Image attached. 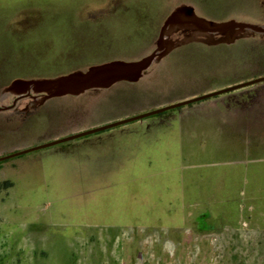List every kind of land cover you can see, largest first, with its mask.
Here are the masks:
<instances>
[{"label":"rangeland","instance_id":"obj_1","mask_svg":"<svg viewBox=\"0 0 264 264\" xmlns=\"http://www.w3.org/2000/svg\"><path fill=\"white\" fill-rule=\"evenodd\" d=\"M169 20L139 83L36 110L45 80L141 60ZM242 25L264 30V0H0V107L41 95L0 112V158L263 77L264 31ZM125 126L109 149L0 162V264H264V82Z\"/></svg>","mask_w":264,"mask_h":264},{"label":"water","instance_id":"obj_2","mask_svg":"<svg viewBox=\"0 0 264 264\" xmlns=\"http://www.w3.org/2000/svg\"><path fill=\"white\" fill-rule=\"evenodd\" d=\"M171 23L173 22L169 20L162 27L160 31V35H159V43L157 45V48L153 52H151V54L144 57L143 59L135 61V62H128V63L120 62V61L106 63V64H102L98 66H92L85 74H82V75L70 74V75L58 77L52 80H45L44 83L55 91V92H52L46 95L45 98L59 97V96H64V95H79L87 90L101 88V87H108L117 82L137 81L138 78H140L142 72L148 69L149 66L152 64V62L156 60V58H158L160 56V53L163 51L164 45H165V39H164L165 32L167 30V27ZM229 26L231 25L226 24L220 27L219 30L227 29L229 28ZM240 27L241 28H251L259 32L264 31L260 27H252L250 25H242ZM262 82H264V77L256 78L249 82H245L237 86L228 87V88L219 90L214 93H210V94L200 96V97H197V98L185 101V102H181V103H178L172 106H168V107L150 112L148 114L122 120L120 122H116V123H113V124H110V125H107L101 128L89 130V131H86L80 134L62 138V139H59V140H56V141H53V142H50V143H47V144H44L38 147H34V148H31V149H28V150H25V151H22V152H19V153H16V154L4 157V158H0V162L3 160L9 159L11 157L20 156V155H23V154H26L32 151H36L39 149H43V148L51 147V146L58 145L61 143H65L68 141H72V140H75V139H78V138H81V137H84V136H87L93 133L104 131V130L117 127L120 125H124L130 122H133V121L141 120L143 118L156 115L159 113H163L171 109H175V108L182 107V106L192 104L195 102L203 101L205 99H209V98L221 95V94L236 91V90H239V89L251 86V85L262 83ZM20 84H23V86L27 88V85L31 84V82H28L25 84L21 82H15L12 84L11 87L15 88V86H19Z\"/></svg>","mask_w":264,"mask_h":264},{"label":"crops","instance_id":"obj_3","mask_svg":"<svg viewBox=\"0 0 264 264\" xmlns=\"http://www.w3.org/2000/svg\"><path fill=\"white\" fill-rule=\"evenodd\" d=\"M139 82H140V80H138V82H136V83H139ZM118 83H120V82H118ZM111 89L112 88H110V90ZM88 91H91V89L87 90V91H85L83 93H86ZM96 96H94L93 99H96L97 98ZM48 99L49 98H45L44 102L42 104H40V106L36 110H38L39 108H42L43 105H45V103H46V101ZM207 105H208V107H210V103H208ZM34 112H35V110H29V111L27 110V111L18 112V113L16 112V115H18V117H15V120L17 119L18 123L16 122V125H14L13 130L15 131V130L19 129L28 119H30L34 115ZM190 115L191 114H189V116ZM175 118L180 120L181 117H175ZM177 119H174V120H177ZM127 124L120 125V126H117V127H113V128H110V129H107V130H104V131H100V132H97V133H94V134H90V135H93L92 138H89L86 141L85 140H80V141L77 142V145L79 147L77 150L80 151V152L81 151L82 152L85 151L84 153L88 155V151H91V150L97 152L98 150L105 149L106 147H108L106 149H109V147L112 145V141L116 140L117 136H119V138L120 137L124 138V137L127 136V134H129V133L133 134L134 133L135 129L134 128H128L127 126H125ZM136 129L139 130V128H136ZM171 130L174 131V132H177L178 128H175V127L172 128L171 126H169V127L165 126L162 129V131L169 132V133H171ZM179 131H180V129H179ZM73 134H75L73 131L70 132V133H66V134L65 133L50 134V135L43 134V135H40V138L37 141L40 142L41 144H47L48 142H53V141L59 140V138H62L63 136H67V135L68 136H72ZM52 147L53 146L47 147V148H43V149H47V150H44V151L39 153V155H38L40 157L39 159L43 158V156H46L48 153H51V152H53L54 154L55 153L59 154V155L61 153L65 152L61 148H53L54 149L53 150ZM39 150H41V149H39ZM36 151H38V150H36Z\"/></svg>","mask_w":264,"mask_h":264},{"label":"flooded vegetation","instance_id":"obj_4","mask_svg":"<svg viewBox=\"0 0 264 264\" xmlns=\"http://www.w3.org/2000/svg\"><path fill=\"white\" fill-rule=\"evenodd\" d=\"M264 77V76H263ZM256 79V78H255ZM259 84V83H258ZM249 87V86H248ZM245 88H247V87H245ZM245 88H242V89H245ZM242 89H239V90H242ZM239 90H236V91H239ZM233 92H235V91H232V92H229V93H233ZM228 93V94H229ZM226 94V93H225ZM222 95V94H221ZM38 97H41V95H39V96H34V95H31V94H22V95H18V96H16V97H14L13 98V100H12V103H11V105H9V106H7V107H0V112H3V111H10L11 109H13L14 107H15V105L20 101V100H22V99H25V98H34V99H37ZM210 99V98H209ZM205 100H207V99H205ZM204 101V100H203ZM199 102H201V101H199ZM195 103H197V102H195ZM193 104V103H192ZM188 105H190V104H188ZM179 108V107H178ZM161 114H164V112L163 113H159V114H156V115H161ZM153 116V115H152ZM150 117V116H149ZM146 118H148V117H146ZM144 119V118H143ZM134 122V121H133ZM94 134V133H93ZM73 136V135H72ZM85 137V136H84ZM83 137H81V138H78V139H82ZM78 139H75V140H72V141H68V142H65V143H69V144H66L67 146H62L61 147V149L62 150H64V151H66V150H77L79 147H78V145H77V142H74V141H76V140H78ZM62 144V143H61ZM59 145V144H58Z\"/></svg>","mask_w":264,"mask_h":264},{"label":"trees","instance_id":"obj_5","mask_svg":"<svg viewBox=\"0 0 264 264\" xmlns=\"http://www.w3.org/2000/svg\"><path fill=\"white\" fill-rule=\"evenodd\" d=\"M144 9V8H143ZM141 12V10L139 11V13ZM139 13H138V15H139ZM118 27H119V29H124V27H120L119 25H118ZM126 29V28H125ZM91 41V40H90ZM11 187V184L9 183V182H3V183H0V189H8V188H10Z\"/></svg>","mask_w":264,"mask_h":264},{"label":"bare ground","instance_id":"obj_6","mask_svg":"<svg viewBox=\"0 0 264 264\" xmlns=\"http://www.w3.org/2000/svg\"><path fill=\"white\" fill-rule=\"evenodd\" d=\"M229 25V24H228ZM201 28H202V26H201ZM230 31V30H229Z\"/></svg>","mask_w":264,"mask_h":264}]
</instances>
